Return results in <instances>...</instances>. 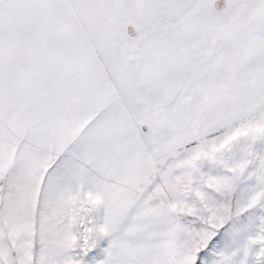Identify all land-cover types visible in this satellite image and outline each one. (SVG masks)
Instances as JSON below:
<instances>
[{
    "label": "snow or ice",
    "instance_id": "1",
    "mask_svg": "<svg viewBox=\"0 0 264 264\" xmlns=\"http://www.w3.org/2000/svg\"><path fill=\"white\" fill-rule=\"evenodd\" d=\"M0 264H264V0H0Z\"/></svg>",
    "mask_w": 264,
    "mask_h": 264
}]
</instances>
